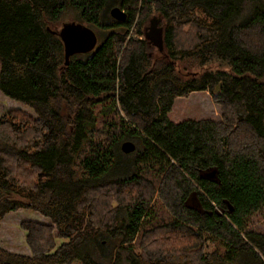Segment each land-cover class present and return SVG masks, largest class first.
<instances>
[{
	"label": "trees",
	"instance_id": "trees-1",
	"mask_svg": "<svg viewBox=\"0 0 264 264\" xmlns=\"http://www.w3.org/2000/svg\"><path fill=\"white\" fill-rule=\"evenodd\" d=\"M65 23L96 47L65 61ZM201 90L217 119L169 118ZM0 92L36 115L0 116V219L48 218L22 221L30 253L0 264H264L247 225L264 210V0H0Z\"/></svg>",
	"mask_w": 264,
	"mask_h": 264
},
{
	"label": "rangeland",
	"instance_id": "rangeland-1",
	"mask_svg": "<svg viewBox=\"0 0 264 264\" xmlns=\"http://www.w3.org/2000/svg\"><path fill=\"white\" fill-rule=\"evenodd\" d=\"M11 110H18L21 113L36 117L34 111L29 106L16 102L0 92V116ZM169 118L178 122L184 119H217L219 117V108L211 100V95L206 90L195 91L185 97H177L174 100ZM24 220H36L39 222H48V218L41 214L26 208H19L5 213L0 219V248L21 254H29V248L25 243L24 231L20 223ZM249 229L264 233V210L255 213L247 223ZM61 240H58V243ZM211 243L210 249L214 247ZM68 264H82L73 261Z\"/></svg>",
	"mask_w": 264,
	"mask_h": 264
},
{
	"label": "water",
	"instance_id": "water-1",
	"mask_svg": "<svg viewBox=\"0 0 264 264\" xmlns=\"http://www.w3.org/2000/svg\"><path fill=\"white\" fill-rule=\"evenodd\" d=\"M111 15L116 19H123L125 12L119 7H113L110 10ZM145 36L159 49L162 47V28L158 26V19L153 18L146 30ZM61 38L64 44L65 61L69 56L75 53H86L92 51L97 45V35L90 29L85 27L71 26L67 23L63 25L61 30ZM135 144L131 141H123L121 150L125 153L134 151Z\"/></svg>",
	"mask_w": 264,
	"mask_h": 264
}]
</instances>
